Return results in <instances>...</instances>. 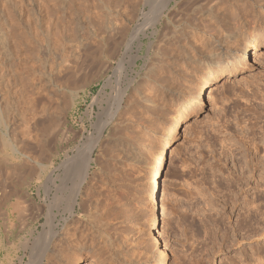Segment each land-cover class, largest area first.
I'll list each match as a JSON object with an SVG mask.
<instances>
[{
  "label": "rangeland",
  "instance_id": "374dc122",
  "mask_svg": "<svg viewBox=\"0 0 264 264\" xmlns=\"http://www.w3.org/2000/svg\"><path fill=\"white\" fill-rule=\"evenodd\" d=\"M0 1V25L3 22L5 28L0 39V264H31L36 253L45 251L47 242L50 248L43 264H155L156 242L144 222L154 203L150 162L165 124L184 102L190 104L191 90L197 85L194 83L205 84L209 70L195 71L192 86L178 101L158 90L157 80L168 75L170 54L181 44L189 48L193 58L215 50L227 53L221 69L233 70L234 56L245 39L256 36L264 41V0H182L180 6L165 14L160 32L154 34L153 28H148L146 36L139 37L141 43L132 40L128 51L124 42L142 21L140 9L149 8L144 0H107L96 8L95 34L78 37L66 31L59 35L48 31L50 24L62 21L54 5L44 11L41 0H12L9 5ZM200 2L210 4L220 20L210 18L204 10H195L190 28L179 35V14ZM112 19L116 31L106 26ZM62 23L64 30L69 24ZM196 23L208 31L205 42L194 28ZM100 28L107 32L102 39ZM227 28L232 32L229 44L224 39ZM175 34L179 35L176 39ZM115 39L120 43L114 44ZM218 41L227 48L214 47ZM95 43L102 48L97 49ZM119 60L123 61L121 65ZM53 76L58 83L48 84ZM125 88L127 92L118 106L115 98ZM118 107V120L111 123L110 114ZM47 123H54L50 124L53 128L59 126L52 129ZM102 127L104 134L79 196L84 203L71 215L73 188L69 186H74L75 178L67 177L70 181L67 179L66 187L68 175L60 162L76 155L78 147L100 133ZM261 131L264 133V46L259 45L251 50L243 73L220 77L213 93L188 116L171 144L157 196L156 231L168 264H264L262 166L256 168L250 185L245 187L248 200L255 198L262 209L250 231L243 229L245 225L237 227L238 220L245 223V215H239V203L233 209L234 193L227 188L229 173L241 172L245 145L258 143V157L264 155ZM125 141L134 143L136 156L125 155L118 145ZM231 144H236L233 149L237 147L234 155ZM37 163L43 164L38 166L42 172L39 181L37 172L29 170ZM51 171L61 175L60 180L65 177L62 183L58 181L60 189L47 193L46 178ZM257 182L260 185L255 189ZM9 211L14 214L13 220L8 217ZM50 222L54 235L43 241ZM104 229H109V235H102Z\"/></svg>",
  "mask_w": 264,
  "mask_h": 264
},
{
  "label": "bare ground",
  "instance_id": "6f19581e",
  "mask_svg": "<svg viewBox=\"0 0 264 264\" xmlns=\"http://www.w3.org/2000/svg\"><path fill=\"white\" fill-rule=\"evenodd\" d=\"M2 1H5V2H2L3 4L8 2V5L12 2V0H2ZM181 1L182 0H144V5H148L149 8H148L147 11L143 10V9H140L141 13L139 14V16L142 18V21L138 23L137 29L132 31L131 34H129L130 36H128V38H126V41L124 42L126 47H127V51L131 49V46L133 44L132 40H136V41H139L141 43V41H140L141 38H139V37L141 35L142 36H144V35L146 36L148 28H153L154 34L160 32V30H158L160 28L159 25L160 24L162 25V23L164 21L163 17L165 16V14L167 12L170 13L172 9H176L177 6H180ZM15 3H16V1H15ZM40 3L44 7V11H45V9L47 11H49V8L51 7V5H54L56 13H61L62 14V17H61L62 21H60V22H64V23L69 24V25H66V24L64 25V26H66L65 27L66 29H64V30H63L62 25L60 24V22H57L56 24L54 23L55 25L54 24H50L48 26V31L49 32L54 33L55 35H59V34L63 33V31H66L67 33H70V34L75 35L76 37H78V36H83V35L85 36V35H87L89 33H90V35L91 34H95L94 32H96L95 31L96 17L99 15V14L97 15V13H96L97 12L96 8L99 9L98 7L100 5L107 4V0H41ZM204 3L205 2H203V3L200 2L198 4L190 5L191 6L190 8H188V9L185 8L187 10L182 11L179 14V18H177V20H176V23H178L179 27H180L178 29V31H180L179 35L181 33L187 32V29L190 28L189 26H191L190 23L192 22L190 17H192L191 14L193 12H195V10H198V9L204 10L208 15L211 16L210 18H213V19L218 20V21L220 20L219 17L215 14V12H214L213 8L211 7V5L209 4L210 6L209 5L205 6ZM137 4H136L135 8L137 7ZM14 5H12V7H14ZM0 6H1V1H0ZM4 7H6V6H4ZM187 7H189V6H187ZM133 8L134 7L132 5V9ZM9 9H11V7ZM107 9L109 10V7ZM134 10H137V9H134ZM2 12H3V7L2 8L0 7V14ZM135 13H136V11H135ZM139 16H137V19L140 18ZM2 18L6 19L7 17H6V15H3ZM114 19H115V15H114ZM114 19L109 20L107 22L108 24L106 26L109 28L108 29L109 31H110V29H112L111 31H116L117 30V27H116L117 25H116V22H115L117 19H115V21H113ZM2 23H1V25H2ZM64 23H62V24H64ZM196 24L197 25L194 24L196 26L194 28L199 30L200 33H202L201 37L202 38L204 37L203 41L205 42L206 39H208V37H209L208 36V31H206L204 29V27L202 25H200L199 23H196ZM1 25H0V39H3L4 35H5V28H3ZM103 26H105V25H103ZM205 27H207V26H205ZM101 28H100L101 32L98 33V35L101 36V37L99 36L100 39L104 38L103 35L105 33H107L106 29L104 30V29H101ZM191 30L192 29H190V31ZM226 30L227 31L224 33L225 34L224 39H225V42H226L225 44H229L232 41L231 40L232 39V36H231L232 32H230V30L228 31V28ZM11 32H12V30H11ZM36 32H38V31H36ZM21 34H23V33H21ZM110 34H111V32H110ZM164 34H166V33H164ZM175 35H177V34H175ZM179 35H177L175 37V39ZM2 41L0 40V43ZM68 41H70V40H68ZM89 42L91 43V41H89ZM109 42H110V40H109ZM113 42H114V40H113ZM119 43H120V40H116L115 39L114 44L117 45ZM4 44H5V42H4ZM80 45L82 46V43H80ZM83 45H87V43H83ZM96 45L97 46L99 45L98 47L96 46L97 49L99 47L102 48V46H100L99 43L96 44ZM242 45L243 46H241V48L238 49L239 50L238 51V55L234 56V61H233L232 66H231L234 69L231 70V71L228 68L221 69V68H223V67H221L222 64L225 61H227V59L229 57V54L222 53V52H219V51L215 50L214 52L210 51L207 54L206 53H204V54L201 53L202 56H200V57L196 56V58L195 57L193 58V55L191 53H189V51H188L189 48L187 49L182 44L179 46V48L176 50L175 53L174 52L173 53L171 52V54L168 53V54H170L172 56V57H170L171 58V60H170L171 64L167 63L166 60H162V63L166 62L167 64H170V65H169V69L167 68L169 70L168 75L163 76V78L161 76L160 77L161 78L160 82L157 80V82L160 84V88L158 90L164 91L166 96H169V97L173 98V100H175V101L176 100L177 101L180 100L181 96L183 94L187 93L186 89L192 86V82L194 80L193 79L194 77L192 75H193V73L195 71L198 72L199 70H202L203 68H207L209 70V76L206 79V81H205L206 83L205 84H202L201 81L199 83L198 82L194 83V84H197V85L194 86L192 88V90H191V93H190L191 102H190V104L187 103V102H184L182 107H181V109L179 111H177L176 113H174V115L171 117V119L165 124V127L162 129V132L160 131L161 134H160V136H158L159 137L158 138L159 143H157L155 145V148L153 147L155 151H154V154L152 156V160L150 162L151 171H149V172H151V176L150 175L149 176H150V185H151L150 187H151V191H152L151 192V196H152V200H153L154 203L151 202V206H150V208H148L149 210L147 211L148 212L147 216H146L147 218L144 220V222L146 224V227H148V229H150L152 231V237L155 239V242H156V247H155L156 249L153 248L154 249L153 256H154V258L156 260L155 264H168L167 254L165 252V249L163 248V245L161 243V240H160L159 236L156 233V231H157V210H158V207H159L158 206V202H157L158 201L157 200V196L160 193V180H161V176L163 174V169H164V166H165V159L167 157V154H168L169 150L171 149L172 142L174 141V139L178 136L179 132L181 131V127H182L183 123H185L187 121V118H188V116L190 114H193V113L197 112L203 106V104L206 101L207 96H209L210 94L213 93V89L215 87V84L220 79V77L225 75V74L228 75L229 77H233V76H238L241 73H243L244 70L246 69L247 65H248V61H249V58H250V55H251V50H253L254 48L258 47L259 45L260 46L261 45L264 46V41H260L256 36H252V37H249V38L245 39L242 42ZM5 46H4V48H5ZM151 46H152V43H149V48H151ZM226 46H228V45H226ZM214 47H217V49H219V48H227V47H225V45H223V42L221 43L219 41H218V43L215 42ZM97 49H95V50H97ZM212 49H213V47H212ZM6 50H7V48H6ZM162 50H165V49H162ZM99 51H101V50H99ZM155 52H154V54H155ZM158 52H159V50L157 51V53ZM161 52H163V51H161ZM97 54H99V52ZM160 55L161 54H159V57H160ZM162 58H164V56ZM160 62H161V59H160ZM122 63H123V61L119 60V64L118 65H121ZM50 66H52V65H50ZM213 68H217V69L212 71ZM167 69L165 68V70H167ZM47 73H49V72H47ZM56 77L53 76V78L49 77L48 80L46 79L48 84H52V83L55 84V82L58 83V79L56 80ZM58 78H59V76H58ZM158 78H159V76H158ZM159 84H157V85H159ZM208 90H210L209 91V95H207ZM126 92H127V88L123 89L122 94L116 96L115 99L117 100L118 106L122 103L123 96L126 94ZM164 93H162V94H164ZM38 95H40V94H38ZM66 104L69 105V102L66 103ZM43 107H41V108H43ZM110 107H112V106L110 105ZM119 109H120V107L115 108V111H113L110 114L111 123L116 121V120H118V115H120L119 114L120 113ZM109 113H107V115ZM120 118H122V117H120ZM108 122H109V120H108ZM51 123H49V125L47 123L46 124L47 127H49ZM103 123H105V122H103ZM58 124H59V122H58ZM58 124H56V126H54V128H53V127H51V126L54 125V123H53V125L51 124L50 127L52 129H56L55 127L59 126ZM46 125H45V127H46ZM100 126H103V125L101 124ZM104 126H106V125H104ZM253 126H255V125H253ZM104 128L105 127H102L101 130H100V133H98V132H97L98 134L96 133L97 135H95L93 137L92 136L89 137L87 142L84 145L82 144L83 146L78 147V151H77L76 155H74L73 157H69L67 155L68 157H66V159L64 158V160L62 162H60L61 163L60 166L65 168V171H67L66 173L68 175L66 177L64 176L66 178V180L64 181V184L65 183L68 184V182H66V181H68V180L70 181V179H68V178H70L71 176L73 177V179L75 178L74 186L73 185H72L73 187L69 186L70 189L73 188L72 192H71L72 196L70 198V204H69V211H70L71 215L74 214V212L76 211L77 206L80 205L81 202L84 203L83 199H82V201L81 200L79 201V198H80L79 196H80L81 191L83 190L82 187L85 184V182H86V180H87V178L89 176V171H90V169L92 167V161L94 160V151L101 143V140H102V137H103V134H104V130H105ZM53 131H55V130H53ZM98 131H99V129H98ZM55 132L57 133V131H55ZM55 132L54 133L53 132H51V133L49 132V133L50 134H52V133L55 134ZM49 133H48V135H50ZM63 133H64V131H63ZM261 133H262V131H261ZM262 135L261 136L263 138L264 137V133H262ZM52 137H53V135H52ZM59 139L61 140L62 138H59ZM118 145H120L121 149L124 151L125 155L128 156V158L136 156V150H135V146H134L133 142H126L125 141L124 143L121 142V144H118ZM234 145H236V144H231V146L229 148L231 153H232V155L235 154L234 150L237 149V147L234 148V149L232 148ZM263 148H264V146H263ZM49 149H51V148H49ZM260 152H261V148H260L258 143L250 142V144L245 145V148H244V151H243V154H244V156H243L244 159L243 160L244 161L241 162V163L239 162L240 163L239 167L241 168V172L238 173V174H236L235 172H230L229 175H230V182L231 183L228 182L229 184H227V188L229 189V191L234 193L233 201H234L235 205L233 206V209L239 203V206H238L239 207V210H238L239 211V215L242 216V213H243V215H245V218H244L245 223L240 219V220L237 221V224H238L237 227H239L241 229L245 225L243 227V229L246 227L247 230H249V231L253 228L252 224L254 223L256 215L262 209H261V205L256 203V201L254 200L255 199L254 197H253L254 198L253 200L252 199H251V201L248 200L247 191H245V187H248L250 185L251 178L254 176L256 168L262 166V169L264 170V155L263 156L261 155L262 157H258V154H260ZM140 157L141 156H139V160L141 161ZM37 164H39V165H37ZM37 164L33 165L32 167H30L29 170H30V173H32V174L34 172H37V176L39 175L37 177V179H38L37 181H39L41 179V177H42V176H40V174L42 172L41 173L39 172V170H38L39 167L38 166L43 167V164L42 163H37ZM50 166H52V165H50ZM54 168H53V170H54ZM64 168H63V170H64ZM41 169H43V168H41ZM247 171L250 172V174L246 175ZM53 173H54V171L53 172L51 171V173H49L48 177L46 178V182L48 184L47 193H49V192H51L52 190H55V189L56 190L60 189L61 185H57L58 181L61 182V180L64 179V177H63L60 180L61 175L55 176V175H53ZM32 174H31V176H32ZM63 175H65V174L63 173ZM261 177L264 178V171H263V175H261ZM40 185H42V184H40ZM256 185L257 186H255L254 188L258 189V185H260V184H258V182H257ZM66 187H67V185H66ZM225 188H226V186H225ZM65 190H67V189H65ZM247 190H248V188H247ZM224 201H226V200H224ZM243 202H244V204H242ZM85 204H86V202H85ZM88 204H90V203H88ZM81 205H83V204H81ZM12 209L15 210L17 208L13 207ZM242 211H244V212H242ZM13 215L14 214L11 213L10 211L8 212V217H10L12 220H13ZM158 221H159V219H158ZM49 226H50V229L47 231V233L43 232L44 235L42 234L43 235V238H42L43 241H44V238H48L50 240L53 237V235H54L53 234V230H52L53 225H52L51 222H50ZM108 231H109V229H104L103 232H102V235H103V233H107ZM107 234L109 235V233H107ZM250 234H252V232L249 233V236H250ZM105 236H106V234H105ZM106 237H108V236H106ZM103 238H104V236H103ZM109 239L111 240L110 237H109ZM100 241H101V239H100ZM49 243L50 242H47L46 244H44V246H46V247L43 246V248L45 249L44 252L36 253L38 255L36 256V258L33 261L30 262L31 264H43L46 252L49 250L48 248H50L49 247ZM107 243L110 245L112 242L110 243L109 241H107Z\"/></svg>",
  "mask_w": 264,
  "mask_h": 264
}]
</instances>
